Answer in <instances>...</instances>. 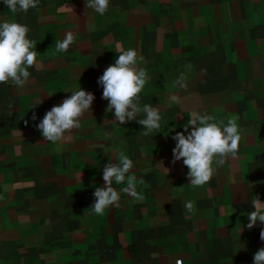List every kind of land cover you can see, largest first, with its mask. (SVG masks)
Masks as SVG:
<instances>
[{"label":"crops","instance_id":"0c3cea01","mask_svg":"<svg viewBox=\"0 0 264 264\" xmlns=\"http://www.w3.org/2000/svg\"><path fill=\"white\" fill-rule=\"evenodd\" d=\"M2 20L29 27L37 63L23 88L0 84V264H253L264 247V224L246 227L252 199L264 201V0H110L104 15L86 0H39L27 13L0 0ZM68 30L74 43L56 53ZM117 45L143 58L141 104L162 117L153 136L140 117L120 124L106 111L97 81ZM80 87L95 95L91 113L65 140L45 141L36 125ZM193 114L239 117L243 130L237 156L214 161L200 188L172 163V137ZM118 152L144 199L121 192L103 216L84 214Z\"/></svg>","mask_w":264,"mask_h":264},{"label":"clouds","instance_id":"9594fccd","mask_svg":"<svg viewBox=\"0 0 264 264\" xmlns=\"http://www.w3.org/2000/svg\"><path fill=\"white\" fill-rule=\"evenodd\" d=\"M7 10L12 13H27L29 9L37 8L39 0H2ZM110 0H86V9H93L99 15H104L109 7ZM29 27L16 21H0V84L8 83L17 89L23 88L29 81L30 68L36 66V42L29 38ZM74 43V34L68 30L63 38L55 42V52L65 53ZM115 51L118 56L115 62L109 65L103 74L98 77V84L102 86V98L108 101L106 111L114 116V121L120 124L137 121L144 129L143 136H153L159 132L162 117L157 108L151 104H141L140 93L148 80L145 69L140 67L142 57L137 50H124L117 45ZM181 74L177 83L185 85ZM62 103L54 105L46 112L36 128L47 142L58 144L66 139V134L80 127V119L91 113L95 95L80 87L73 89ZM172 100L179 103L176 96ZM36 119L35 114L32 117ZM239 117L230 118L226 124L217 123L215 118L207 114H193L184 125L185 131L176 133L172 139L176 141L173 149V160L183 161L187 167V177L195 188L208 184L214 174L216 165H222L229 157L235 158L239 152L243 130L237 121ZM27 123V121H25ZM191 127V131H188ZM187 132V135L185 134ZM117 162L112 159L103 167L104 186L95 187L94 203L85 210L91 209L92 214L103 216L105 210L117 205L121 200V192L128 194L137 202L144 196L139 192L138 184L145 182L132 173L133 160L123 152L115 155ZM124 185L119 191L113 185ZM146 186V185H145ZM185 208L193 212V204L187 202ZM253 209L247 214L246 227L264 224V201L255 196L251 201ZM260 239L264 240V229L260 231ZM253 264H264V247H261L253 256Z\"/></svg>","mask_w":264,"mask_h":264}]
</instances>
